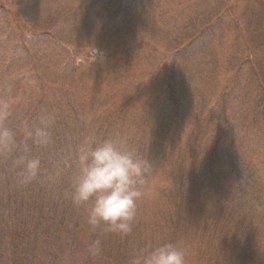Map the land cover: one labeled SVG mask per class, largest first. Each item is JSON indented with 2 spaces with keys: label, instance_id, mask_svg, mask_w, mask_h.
<instances>
[{
  "label": "rangeland",
  "instance_id": "rangeland-1",
  "mask_svg": "<svg viewBox=\"0 0 264 264\" xmlns=\"http://www.w3.org/2000/svg\"><path fill=\"white\" fill-rule=\"evenodd\" d=\"M124 1L126 4L130 3L129 0L122 2L121 0L112 2L109 0H22V4L29 14L26 17L29 23L27 24L25 20L19 18L22 7L19 0H0V44L4 43L3 48L0 49V91L9 93L6 96L0 94V104L8 105L7 118L3 121L4 127L12 126L13 121H17V114L24 104L25 97L27 103L32 95L36 96V99L38 98L40 92L36 82L39 73L44 77L47 88L56 87V85L51 86L49 80L59 79L61 75L66 76L67 79L62 82L61 90L66 91V86L70 81L77 83L73 90L78 94L73 93V97L76 98L74 101H79L84 105V112L74 119L75 117H70L64 107L65 115L62 114L64 118L62 116L59 118L69 123L71 135H67V139L73 136L77 137L76 144H78L74 150L77 151L75 152L76 157L80 160L88 143V132L84 133L82 126L97 123V128L102 125L103 129H107L108 139L119 140L120 133L111 129L113 125L111 118H104L109 116L112 111L115 113L114 104L115 108L117 105L126 107V112L130 114V117L134 116V120L133 118L130 120L127 116L123 119L120 118V123L123 125L126 123L135 125L134 138L146 137L148 134L143 131L145 128L141 123L143 119H146L145 122L151 126L164 123L166 114L161 116V109L156 101L149 99L150 101L146 103L148 110L144 115L142 111L134 109L136 106L128 108L126 103L128 97L134 93L139 78V75H136L138 71L141 74L149 72L147 77L140 78L146 84L150 74L154 72L153 69L158 68L157 72L155 71L157 76L165 73L162 67L167 62L162 60L161 51L150 48L148 45L156 37L153 33L158 35L161 30L173 28L178 24L177 20L180 15L187 12V4L185 0H155L152 6L148 4L149 8L147 7L145 12L141 11L142 14L140 12L143 20L139 19L140 17H137V20L129 17L130 22V20L122 21L119 13L114 14L121 11L119 5ZM246 5V0H207L208 10L217 9L221 13V21L227 29L220 42L215 45L214 56L217 65H219L216 93L224 95L226 99L232 86L236 84L240 86V89L238 88L236 93H233L235 94L233 97H236L230 99V103H228L229 107L236 111L235 115H238L233 119L237 128L230 126L223 132L217 133L215 137L217 142H222L223 147L226 146L217 154L221 153L220 156L223 159L230 155L235 160L232 163L225 161L218 164L210 161L207 164L209 167L204 170V180L217 185L216 188L222 192L223 199L219 203L218 192L213 190V186L209 182L193 187L189 197L190 193H186L185 189L189 188L191 183L188 184L185 181L178 188L175 183L166 180L165 171L162 169L163 164L160 166L150 165L149 171L145 175L144 186H141L142 196L137 200V205L143 206L145 210L136 209L132 231L128 234H121L112 231L109 226L104 224L94 226L89 223L88 214L85 213L80 220L89 238L80 245L79 253H75L73 264H134V261L142 254L165 244H172L183 250L185 264H241V222L252 217L251 213L244 218L241 200H233L236 192H241L247 174L241 162V147L244 160L255 164L259 181L264 187V124L255 123L251 116L247 121L250 130H245L246 137L241 140V112H239L245 103L249 105V109L252 108L254 100L258 99V87H255L256 90H254L249 82L244 84V81L247 80L245 73H240L245 77L238 76L237 81L238 62L228 61V58L237 55V49L241 50V44L243 45L241 32L235 27L241 13L245 11ZM71 12L74 13V16L71 15ZM250 18L252 26L264 28L263 10L253 11ZM81 19L87 22L83 29L80 28ZM68 22L71 26L67 25ZM52 23H55V29H59V32L62 31L61 34H68L69 37H72V40L68 41L69 46L66 47L69 52L64 56L62 63L50 61L54 60L49 57V54L52 53V50L49 49L53 47L54 42L51 40L50 43V40L46 39L47 36L44 34L47 31L45 32L43 28ZM56 24H58L57 27ZM37 26L38 28H35ZM85 32L89 33V36L88 34L85 36ZM61 37L64 38L62 35ZM23 43H27V45H19ZM160 48L161 45L156 49ZM27 49L37 52L39 59H33L40 63L37 68L31 64L34 62L29 61L31 59L25 55ZM41 55L44 59L39 57ZM242 56L247 58L248 53L245 51ZM137 64L140 65L137 67ZM83 81L86 84H89L90 81L93 82L95 93L92 89V93L89 91L88 94V90L81 91ZM204 83L205 87L209 85L208 88H212L213 81L210 78ZM242 83L249 86L241 88ZM52 90L48 89L47 93L54 95V101L59 99L63 101L61 104H65L67 97L64 93ZM178 92L179 94H177ZM181 93L183 92L180 89L176 91L178 96ZM172 94L175 93H161L157 98L158 104L169 106ZM182 96L184 97V94ZM5 97H8V102ZM13 99L16 100L11 105L10 102ZM145 99L138 100L137 103L146 101ZM216 99L217 97L214 100L210 99L207 107L200 105L201 108L199 107L197 110L204 112L206 110L210 113L213 105H216ZM107 102H111V104L107 105ZM46 111L49 109L47 108ZM209 117L212 119L211 116ZM39 118L42 121L48 117L41 114ZM210 118H205L204 122L201 121L202 118H197L201 123L198 131H202L204 140L212 136L215 123ZM100 119L102 120L100 121ZM113 121H115V117H113ZM197 127L198 125L196 126L194 122L192 129L195 134ZM200 144L196 142L194 149L196 154L201 150ZM163 155L167 157L166 166L174 169L173 172L180 171L179 165L176 163L177 154L175 152L169 150ZM201 157L204 160V156ZM207 157L211 159L209 154ZM205 159L207 158L205 157ZM234 167L238 169L240 176H237ZM162 175L165 177L163 178ZM149 177H152V180L148 182ZM249 185L251 187L250 183ZM162 189L169 190L174 194H177L179 190V195L187 197L180 199L181 206L179 207L181 208L178 209L175 204L166 202L164 208L154 210L156 206H162L155 198L158 191ZM154 198L155 200H153ZM144 199L148 201L145 202ZM160 226L164 232L157 230ZM262 234L264 236V233ZM97 240L100 242V250L98 253H94L92 245Z\"/></svg>",
  "mask_w": 264,
  "mask_h": 264
},
{
  "label": "trees",
  "instance_id": "trees-1",
  "mask_svg": "<svg viewBox=\"0 0 264 264\" xmlns=\"http://www.w3.org/2000/svg\"><path fill=\"white\" fill-rule=\"evenodd\" d=\"M109 1L112 2L113 0ZM129 1L130 3L127 4L125 1L123 4L120 3L119 10L121 11L114 13H119L122 21L130 20L131 17L133 19L140 17L139 19L143 20L142 12H145L147 7L149 8L148 4L152 6L155 0ZM185 1L187 12L180 15L179 20H177L178 24L173 28L161 30L158 35L153 33L156 37L148 45L150 48L161 51L162 60L167 62L162 67L165 73L157 76L158 68L153 69L154 72L150 74L146 84L140 78L147 77L149 72H142L141 74L138 71L136 73L137 76L139 75L137 85L133 95L128 97L126 103L128 108L136 106L134 109L142 111L144 115L148 110L146 103L150 100L156 101L157 105L160 106L161 116L166 114L164 123L151 126L145 122L146 119H143L141 121L145 127L143 131L148 134L146 137L134 138L133 129L135 125L120 123L121 117L123 119L127 116L132 120L133 114V117H130V114L126 112V107L117 105L115 108L114 104L115 113L112 111L109 116L104 118H111L113 123L111 129H115L118 134L120 133L119 140L108 139L107 129L104 128V130L102 125L97 128V123L82 126V131L88 132L86 149L94 148L105 140H112L117 143L122 151L133 153L146 160L149 166L163 164L162 169L165 171L166 180L175 183L176 187L180 188L181 183H185V181L188 184L191 183V186L185 189L186 193H190L189 197L193 187L202 186L209 182L213 186V190L218 192L220 203L223 199L222 192L216 188L217 185L213 182L204 180V170L209 167L207 164L210 161L218 164L225 161L232 163L235 160L233 156L227 155L223 159L220 156L221 153L217 154L226 146L223 147L222 142H217L215 137L217 133L223 132L230 126L237 128L233 119L238 115H235L236 111H233L228 103H230V99L236 97H233L235 95L233 93H236L240 86L238 84L232 86L226 95V99L222 94L217 95L219 65H217L214 56L215 45L220 42L227 29L221 21V13L217 9L208 10L207 0ZM246 1V9L241 13L235 27L241 32L243 45L241 44V50L237 49L236 56L228 58L229 62L234 60L238 62L237 81L238 76L245 77V75H241L245 73L247 80L244 81V84L249 82L254 90H256L255 87H258V99L254 100L255 103L252 108L249 109V105L245 103L239 111L241 112V140L246 137L245 130L249 129L247 121L251 116L255 123L264 124V28L252 26L250 18L253 11H264V0ZM19 2L22 4V0ZM28 15L22 4L21 15L19 14L20 20H25L29 24L26 20ZM71 15L74 16V13L71 12ZM55 23L47 25L43 30L47 31L44 34L47 36L46 39L50 40V43L51 40L54 42L53 47L49 49L52 50L49 57L54 60L50 61L62 63L64 56L69 52H67L66 47L69 46L68 41H71L72 37H69L68 34H61L62 31L59 32V29L54 28ZM86 23L84 19H81L80 28L83 29ZM67 25H70V22ZM88 27L90 26L88 25ZM87 34L89 36V33L85 32V36ZM19 45H27V43ZM159 45H161L160 49L162 50L156 49L159 48ZM3 46L4 43H1L0 49ZM245 51L248 53L247 58L242 56ZM25 55L31 59L29 61L34 62L31 64L35 65V68L40 65L39 61H34L38 58L37 52L27 49ZM39 57L43 58V55ZM60 78L50 79L51 86L56 85V87L47 88L44 77L39 73L36 82L40 92L38 98L36 99V96L32 95L27 103L25 97L23 99L24 104L17 114V121H13L12 126L5 127L12 132L16 143L11 151L0 149V264H73L75 253H79L80 245L89 238L80 219L85 213L88 214L91 201L88 205H77L72 199L75 182L82 175V162L75 153L77 152L75 151L78 144H76L77 137L73 136L67 139V135H71L69 123L59 118V116L63 117L62 114L65 115V111H63L65 107L70 117L76 119L81 112H84V105L79 101H74L76 98L73 97V93H78L73 89L77 83L70 81L69 85L67 83L66 91H63L60 88H62V82L67 79L63 75ZM209 78L213 81L211 89L208 88L209 85L205 87L204 83ZM143 84L146 85L143 86ZM244 84L242 83L241 88L246 85L249 86ZM94 87L93 82L90 81L89 84H86L83 81L81 91L86 92L88 90V94ZM48 89L49 91L53 89V92L57 90L59 93H64L67 97L66 103L61 104L62 100L59 99L54 101L55 97L53 94L47 93ZM178 89L183 92L179 96L176 95ZM93 92L95 93V90ZM165 92L175 93L171 96L172 101L169 106L158 104L157 98ZM0 94L6 96L9 93L0 91ZM12 95L15 96L16 94ZM216 97V105H213L210 113L206 110L205 112L197 110V108H201L200 105L207 107L209 100H214ZM144 98L146 101L137 103L138 100ZM5 100L8 102V97H5ZM15 100L13 99L10 104L13 105ZM106 104L110 105L111 102ZM197 105L199 106L197 107ZM47 108L49 111H46ZM41 114L48 118L41 121L39 118ZM142 114L141 116H143ZM113 117H115V121H113ZM198 117L202 118L201 121L203 122L205 118H210L215 123L212 136L208 139L204 140L202 131H198L199 125H201ZM194 122L196 126L198 125L196 134L192 129ZM37 128H43L48 132L46 143L37 142L35 138ZM247 134L249 135L248 131ZM196 142L201 143V150L197 154L194 150ZM169 150L177 154L176 163L180 170L178 172H173L174 169L166 166L167 157L166 155L162 156V154ZM242 152L241 147V162L247 174L241 192H236L233 200H241L244 218L251 213L252 217L241 222V264H264V236L262 234L264 233V187L259 181L255 164L249 160H244ZM208 154L211 159L207 157ZM21 157L25 160L38 159L40 161L39 173L35 178L24 180L22 176L24 166L19 163ZM200 168L201 170H199ZM234 170L237 176H240L238 169L234 167ZM162 177L165 176L162 175ZM150 180L152 177H149L148 182ZM155 198L162 206H156L154 210L164 208L166 202L175 204L179 209L181 208L179 207L181 206L180 199L187 197L179 195V190L177 194H174L169 190L162 189L158 191ZM144 201L147 202L148 200L144 199ZM137 208L145 210L141 205H137ZM157 230L163 231L161 226Z\"/></svg>",
  "mask_w": 264,
  "mask_h": 264
},
{
  "label": "clouds",
  "instance_id": "clouds-1",
  "mask_svg": "<svg viewBox=\"0 0 264 264\" xmlns=\"http://www.w3.org/2000/svg\"><path fill=\"white\" fill-rule=\"evenodd\" d=\"M6 103L0 104V149L11 151L15 138L3 126L7 118ZM35 138L46 143L48 132L37 128ZM82 175L77 179L72 194L77 205H88V221L92 225L104 224L121 234L132 231L136 217L137 200L142 196L141 186L149 171L148 162L133 153L122 151L112 140H105L94 148L85 149L81 155ZM22 176L25 181L35 178L40 169L38 159L25 160ZM99 241L92 245L94 253L99 252ZM134 264H185V253L172 244L156 247L142 254Z\"/></svg>",
  "mask_w": 264,
  "mask_h": 264
}]
</instances>
